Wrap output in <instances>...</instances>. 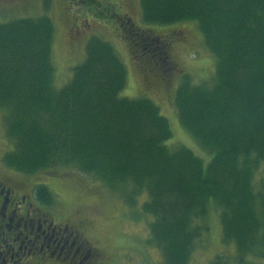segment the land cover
I'll return each mask as SVG.
<instances>
[{
	"label": "trees",
	"instance_id": "1",
	"mask_svg": "<svg viewBox=\"0 0 264 264\" xmlns=\"http://www.w3.org/2000/svg\"><path fill=\"white\" fill-rule=\"evenodd\" d=\"M139 3L146 24L196 22L215 57L209 84L184 74L173 96L207 164L166 145L171 130L152 99L119 96L126 68L99 37L87 40L69 82L53 89L55 28L45 14L0 22V113L10 146L3 164L24 175L72 168L130 209L140 206L152 218L149 242L161 264L189 263L209 206L219 213L222 241L235 245L234 264L264 259V179H256L264 165V0ZM211 264L229 263L216 257Z\"/></svg>",
	"mask_w": 264,
	"mask_h": 264
},
{
	"label": "rangeland",
	"instance_id": "2",
	"mask_svg": "<svg viewBox=\"0 0 264 264\" xmlns=\"http://www.w3.org/2000/svg\"><path fill=\"white\" fill-rule=\"evenodd\" d=\"M122 8L104 7V15L99 11L96 17L95 6L84 10L82 5L67 4V0H0V22L18 18L47 15L53 22L54 34L51 46L53 65V89H60L69 82L74 66L84 61V45L90 37H99L114 48L126 68L127 82L119 93L124 98L146 97L160 109L168 121L171 137L166 145L183 147L191 150L205 164L209 154L202 150L196 141L183 129L174 105V93L182 75H189L195 84H209L214 76L215 57L204 46L202 34L196 22L180 21L168 25H154L142 20L139 0H124ZM93 4V3H91ZM94 7V8H93ZM103 8V9H104ZM109 8V9H108ZM114 12L122 18L129 17L130 22L152 36H173V45L169 50L170 70L162 71L157 64L158 55L154 46L148 48L147 55L134 53L127 38L117 28ZM100 17V18H99ZM179 39V40H176ZM140 42V39L137 38ZM141 48L146 47L141 43ZM137 47V45L135 46ZM149 56L153 58H148ZM165 68L164 64H160ZM156 67H159L158 69ZM2 113H0V149L9 143L3 136ZM264 179V165L256 173V179ZM34 180L49 181L55 197L62 200V208L93 212L90 224L91 238L98 243L108 264H161V251L149 242L148 224L150 216H143L140 206L130 209L124 205L120 196L110 191L92 176L78 173L72 168L47 169L37 173ZM143 199L138 203L140 204ZM206 217L199 219L204 226L200 238L195 243L188 264H211L216 257H225L229 264H234L235 245L222 241L219 213L214 206H209ZM251 264H264V259L254 258Z\"/></svg>",
	"mask_w": 264,
	"mask_h": 264
},
{
	"label": "flooded vegetation",
	"instance_id": "3",
	"mask_svg": "<svg viewBox=\"0 0 264 264\" xmlns=\"http://www.w3.org/2000/svg\"><path fill=\"white\" fill-rule=\"evenodd\" d=\"M123 1L67 0V4L82 5L84 10L94 5L98 17L96 9L104 15V7L122 8ZM110 17L115 19L120 33H125L123 36L134 53L146 56L148 48L154 46L157 54L162 55L154 64L160 71L170 70L168 53L174 41L172 35L152 36L150 31L145 33L144 29L136 28L129 17L124 19L114 12ZM137 38L146 47L141 48ZM6 149H0V264H108L102 249L91 238L93 212L63 209L62 200L55 197L51 183L33 179L45 171L24 175L7 168L2 159ZM40 186L49 188L53 198L47 199Z\"/></svg>",
	"mask_w": 264,
	"mask_h": 264
}]
</instances>
